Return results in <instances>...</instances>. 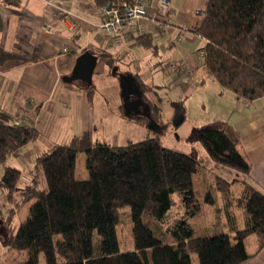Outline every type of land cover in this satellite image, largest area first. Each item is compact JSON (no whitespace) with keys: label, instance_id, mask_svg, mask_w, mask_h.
Returning a JSON list of instances; mask_svg holds the SVG:
<instances>
[{"label":"trees","instance_id":"1","mask_svg":"<svg viewBox=\"0 0 264 264\" xmlns=\"http://www.w3.org/2000/svg\"><path fill=\"white\" fill-rule=\"evenodd\" d=\"M96 1L103 5L110 0ZM192 29L206 39L200 48L203 69L223 88L247 100L264 95V0H207L204 19ZM154 34L148 32L138 39L158 53ZM15 57L21 61L36 58L0 45V65ZM119 62L110 58L109 72L117 77L114 67L118 64L119 70ZM178 63L173 69L181 66ZM132 73L143 89L150 114L129 117L146 125L155 123L160 133L113 144L85 131L38 154L28 180H23L20 167L6 165L0 185L9 202L21 210L33 200L16 232L5 237L0 230L15 256L20 255L11 259L12 264H43L41 258L44 264H194V255L199 264H240L264 247V192L249 183L238 198L245 209L244 230L235 237L227 231L197 234L191 218L205 203H214L215 190L198 195L194 175L201 160L196 153L161 143L160 134L167 127L161 111L163 98L151 97L150 93H157L155 86ZM81 88L92 101L96 85L85 82ZM40 134L38 127L16 122L0 104V163L18 155ZM191 138L199 140L213 159L244 172L250 170L239 137L226 121L213 119L197 126ZM81 151L86 154L87 177L77 176ZM217 179L231 183L222 176ZM174 193L183 204L180 215L171 213ZM127 207V221L136 225L138 247L122 250L118 225ZM251 232L258 236L254 252L248 251L245 241ZM145 240L149 243L141 244Z\"/></svg>","mask_w":264,"mask_h":264},{"label":"crops","instance_id":"2","mask_svg":"<svg viewBox=\"0 0 264 264\" xmlns=\"http://www.w3.org/2000/svg\"><path fill=\"white\" fill-rule=\"evenodd\" d=\"M206 3L207 0H171L172 26L166 34L162 32L152 35L158 45V53H154L140 42L138 36L127 39L120 46L113 44L111 38L98 27L101 5L96 0H0V45L26 58L36 56L27 61L15 57L0 65V104L16 122L32 124L41 131L38 138L26 144L18 155L12 156L16 166L22 170V177L27 171L20 163L24 159H35L54 143L68 142L72 136L81 135L85 131H91L95 138L106 139L105 135L97 133L98 128L95 127V121H100L105 113L131 118L124 113L119 78L114 74L111 80L109 77L111 57L123 62H134L138 59L136 50L139 47L151 49L146 52L143 61L135 63L136 69L132 71L149 82L152 71L158 72V68L163 65L161 47L172 51L175 49L173 60L181 63L178 69H184L195 85L213 88L218 105L215 103L216 109L211 120H224L234 128L241 149L251 163L248 172L240 170L238 176L230 179L201 161L198 172L194 175L198 195L203 197L208 190L213 189L215 201L205 203L191 221L196 226L197 234L227 231L235 237L237 231L244 230L245 209L238 203V198L247 183L264 192V95L253 100L239 97L234 91L223 88L203 69L200 48L205 45L206 39L192 28L204 19L205 15H198L196 10L205 9ZM61 9L71 11L70 22L61 19ZM70 23H74L76 29L70 28ZM180 30L184 37L182 44L176 45L181 42L172 40ZM64 46L69 47L67 52L64 51ZM86 50L97 55L93 73L96 92L92 101L81 88L85 81L63 79L65 75L72 73L77 57ZM142 51H139L140 54ZM186 66L191 67L192 71L188 72ZM162 86L157 84L156 90ZM150 96L155 97L154 93H150ZM161 108L163 123L168 127L176 110L173 103L165 99ZM177 120L180 122V118ZM153 127L161 131L159 126ZM151 133L149 131L148 135H153ZM217 176H222L231 183L226 185ZM199 184L203 187L201 191ZM207 207H215L219 214V220L210 229H207V224L201 219ZM201 228L205 229L199 232L198 229ZM257 246L258 236L256 247L247 249L254 252ZM135 248L137 247H132ZM194 264H199V261ZM240 264H264V247L257 255Z\"/></svg>","mask_w":264,"mask_h":264},{"label":"rangeland","instance_id":"3","mask_svg":"<svg viewBox=\"0 0 264 264\" xmlns=\"http://www.w3.org/2000/svg\"><path fill=\"white\" fill-rule=\"evenodd\" d=\"M156 34L159 35V32H156ZM164 34H166V32ZM181 44L182 42L176 45ZM142 48L144 49V52L142 51ZM138 50L142 51L141 54ZM150 50L143 46L139 47V49L136 50V55L140 60L137 59L134 60V62H123L121 60L119 62V71H135V63H139L141 60L143 61V57L146 58V52H149ZM173 51L171 49L161 47V56L163 57L162 59H164L163 65L158 68V72L152 71L148 78L149 83L151 85L154 84L155 88L157 84L163 85L160 89L157 88V93L154 92V95L156 96L157 94L166 101L173 103V107L176 110L173 120L171 121V123H169L168 127H166V130H164V132L160 134V141L164 146L176 148L186 152L196 153L200 160L203 161V164H206L207 167L218 173H221L222 175H225L226 177H229L230 179H233L240 174L239 169L213 159L199 140H194L191 138V133L195 127L207 123L212 119V113L216 109L215 103H217L218 105V100L213 93V88L210 89L205 85H195V83L191 79L192 77H188L187 73L182 68H170L169 63L171 61H175L173 60V58L175 57L174 53H176V50L174 49ZM115 66H118V64H116ZM109 77L110 80L114 78L113 74L111 73ZM116 80L118 81V79ZM177 118H180V122L177 120ZM99 120L101 122L98 120L95 121V127L98 128L97 133L105 135L106 139L112 143H125L129 139L139 140L147 137L149 131L152 132L151 134L153 135L157 134L156 132H161L156 130L152 126L151 122L146 125L139 120L128 117L123 118L122 116L116 114L112 115L110 114V112L105 113V115H103ZM85 158L86 154L84 151L78 153V177L88 176V172L85 166ZM33 160V158L24 159V162L20 163L21 166L24 169L26 168L27 171L26 175L22 177L23 180H25V178L29 179L31 177L30 168L33 165ZM6 165H16L12 156H10V158L7 159L6 162L0 163V178L5 171ZM198 188L200 189V191L203 190L201 184L198 185ZM173 197L175 201L172 205L171 213L173 215H180L183 211L181 198L178 193H174ZM32 201L29 202L23 209L19 210L17 207H15L14 203L9 202L6 191L0 185V230H2L3 234L6 235H4L5 237H7V235L11 232H16L20 221L27 217L28 208ZM128 212V207L122 210V214L124 215L122 217L123 222L118 225L120 248L122 250H129L132 249V247H138V239L136 237L135 231L136 225L127 221L126 214H128ZM218 215L219 214L217 213L215 207H207L204 210L201 215V219H203L205 224H207V229L214 227L212 224L219 220ZM7 220L8 222H10V225ZM203 229L205 228L198 229V231H203ZM165 234H167V238H172L171 234ZM246 237L248 249L255 248L257 238L256 233H250L246 235ZM143 242L145 244L149 243L145 240L142 241L141 244H143ZM15 252L16 251H14L9 244L3 241L0 235V264H12L11 259L18 258L20 256H15ZM41 260L44 264V259L41 258ZM193 261L195 263H198V258L196 255H194Z\"/></svg>","mask_w":264,"mask_h":264},{"label":"built area","instance_id":"4","mask_svg":"<svg viewBox=\"0 0 264 264\" xmlns=\"http://www.w3.org/2000/svg\"><path fill=\"white\" fill-rule=\"evenodd\" d=\"M171 0H110L101 5V20L98 27L111 38L113 44L120 46L129 38L144 35L148 32H166L171 26ZM198 15H205V9L196 10ZM70 10L61 9L59 15L65 22L69 21ZM70 22V21H69ZM70 28L76 29L74 23ZM184 34L180 30L173 37V42H181ZM69 47L64 46V51ZM203 53V50L200 51ZM177 61L171 62L172 68H177ZM187 71L191 67L186 66Z\"/></svg>","mask_w":264,"mask_h":264},{"label":"water","instance_id":"5","mask_svg":"<svg viewBox=\"0 0 264 264\" xmlns=\"http://www.w3.org/2000/svg\"><path fill=\"white\" fill-rule=\"evenodd\" d=\"M97 63V55L89 50L81 53L76 60L75 67L70 75L63 77L66 81H72L73 79H81L87 84L93 83V73ZM117 72L119 77V83L121 87V97L123 99V108L126 115L130 116L133 113H144L149 115V104L144 101L143 89L138 83L135 75L132 72H120L118 66L114 67V72ZM136 96V98H133ZM144 106V110L141 106ZM152 126H157L152 123Z\"/></svg>","mask_w":264,"mask_h":264},{"label":"flooded vegetation","instance_id":"6","mask_svg":"<svg viewBox=\"0 0 264 264\" xmlns=\"http://www.w3.org/2000/svg\"><path fill=\"white\" fill-rule=\"evenodd\" d=\"M133 98H136V96H133ZM143 98H144V101H145V96H143ZM141 109L144 110V106L143 105L141 106Z\"/></svg>","mask_w":264,"mask_h":264}]
</instances>
